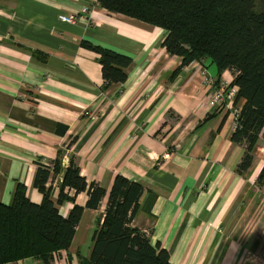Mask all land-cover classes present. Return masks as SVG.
<instances>
[{"label":"crops","instance_id":"obj_1","mask_svg":"<svg viewBox=\"0 0 264 264\" xmlns=\"http://www.w3.org/2000/svg\"><path fill=\"white\" fill-rule=\"evenodd\" d=\"M85 7L90 19H58ZM166 35L97 0H0V203L12 204L22 187L40 204L36 172L60 152L63 169L72 160L105 192L117 175L139 183L132 227L160 244L172 264H264L260 146L238 173L245 146L231 140L233 118L208 105L216 66L193 61L173 78L181 59L167 54ZM82 41L129 57L126 81L105 83L98 55ZM224 80L232 81L228 71ZM61 180L62 173L46 184L53 201ZM86 201V193L75 197L79 206ZM105 205L106 197L98 210L84 209L69 249L53 253L59 264L88 256ZM72 206H59V214L66 218Z\"/></svg>","mask_w":264,"mask_h":264},{"label":"trees","instance_id":"obj_2","mask_svg":"<svg viewBox=\"0 0 264 264\" xmlns=\"http://www.w3.org/2000/svg\"><path fill=\"white\" fill-rule=\"evenodd\" d=\"M256 0H97L111 13L141 21L166 31L162 43L167 54L181 59L179 71L193 61L210 59L221 74L232 76L230 87L237 89L234 105H240L231 140L245 146L237 172H246L260 134L264 133V11L255 10ZM80 47L98 55L105 83H124V72L131 59L113 50L86 41ZM65 128L62 130V133ZM61 134V133H60ZM61 153L48 166L38 168L34 186L42 195L38 205L29 202L22 187L14 193L12 204L0 203V264L23 259L53 264L52 255L69 249L84 209L98 210L106 197L102 223L91 238L87 257L78 264H172L160 244H151L148 236L132 227L139 211L143 187L123 175H117L108 192L80 176L71 160L62 168ZM62 173L57 198L46 187ZM264 182V166L258 183ZM86 193L84 207L75 197ZM72 194V195H71ZM73 206L65 218L59 214L64 203Z\"/></svg>","mask_w":264,"mask_h":264},{"label":"built area","instance_id":"obj_3","mask_svg":"<svg viewBox=\"0 0 264 264\" xmlns=\"http://www.w3.org/2000/svg\"><path fill=\"white\" fill-rule=\"evenodd\" d=\"M99 5V4H98ZM92 9L85 7L77 13H68L66 15H59L58 19L60 22L75 25L78 23V20L81 17L91 18ZM232 81H221L218 85H215V82H210L211 84V94L209 97L208 105L212 108H215L219 111L227 113V110L230 111V115L233 118V126L236 127V121L240 112V105H234V100L236 97L237 89L235 87H230ZM52 263L59 264L57 255H52Z\"/></svg>","mask_w":264,"mask_h":264},{"label":"rangeland","instance_id":"obj_4","mask_svg":"<svg viewBox=\"0 0 264 264\" xmlns=\"http://www.w3.org/2000/svg\"><path fill=\"white\" fill-rule=\"evenodd\" d=\"M255 10L256 11H264V0H256L255 1ZM227 113L230 115L229 110H227ZM258 145L260 146V149L258 152L261 155V157H264V155L262 154L264 152V136L260 138Z\"/></svg>","mask_w":264,"mask_h":264}]
</instances>
